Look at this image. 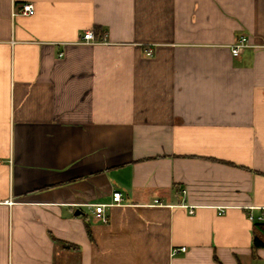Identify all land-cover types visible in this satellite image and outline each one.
<instances>
[{"label": "crops", "instance_id": "1", "mask_svg": "<svg viewBox=\"0 0 264 264\" xmlns=\"http://www.w3.org/2000/svg\"><path fill=\"white\" fill-rule=\"evenodd\" d=\"M262 206L264 0H0V264H264Z\"/></svg>", "mask_w": 264, "mask_h": 264}, {"label": "built area", "instance_id": "2", "mask_svg": "<svg viewBox=\"0 0 264 264\" xmlns=\"http://www.w3.org/2000/svg\"><path fill=\"white\" fill-rule=\"evenodd\" d=\"M34 4L33 3H25L22 5L21 9L14 12V16L18 14L30 15L34 12ZM83 41L88 44H96L103 42L98 40L94 31L89 30L86 31L83 35ZM248 47H250L249 41L246 37H241L233 46H232V54L234 57H239ZM151 53H149L150 55ZM185 192V191H184ZM124 204V197L120 191H115L112 195V202L108 204H94V217L102 222L108 223V215L106 213V209L108 207H112L114 205ZM247 218L249 221L253 223H264V206L262 207H250L247 209ZM189 212L192 214L194 209L191 207ZM222 213V212H221ZM181 251H186V248L183 247ZM176 253V250H175Z\"/></svg>", "mask_w": 264, "mask_h": 264}, {"label": "trees", "instance_id": "3", "mask_svg": "<svg viewBox=\"0 0 264 264\" xmlns=\"http://www.w3.org/2000/svg\"><path fill=\"white\" fill-rule=\"evenodd\" d=\"M94 33L99 38H104L105 33L102 31L100 27H95ZM91 234V232L89 231ZM61 246L64 249H74L76 248L75 245L61 242ZM260 248H264V223H254L253 227V241H252V249H253V256L256 257V251ZM215 258H217L215 256Z\"/></svg>", "mask_w": 264, "mask_h": 264}]
</instances>
